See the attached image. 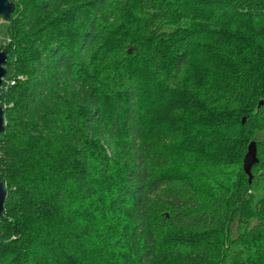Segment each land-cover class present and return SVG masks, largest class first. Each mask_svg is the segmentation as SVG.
<instances>
[{"label":"trees","instance_id":"16d2710c","mask_svg":"<svg viewBox=\"0 0 264 264\" xmlns=\"http://www.w3.org/2000/svg\"><path fill=\"white\" fill-rule=\"evenodd\" d=\"M13 1L0 264H264V0Z\"/></svg>","mask_w":264,"mask_h":264},{"label":"water","instance_id":"95a60500","mask_svg":"<svg viewBox=\"0 0 264 264\" xmlns=\"http://www.w3.org/2000/svg\"><path fill=\"white\" fill-rule=\"evenodd\" d=\"M16 4L13 0H0V18L6 21L11 19L12 14L15 12ZM8 58V49L4 48L0 50V87L2 86L3 79L7 74L6 62ZM6 128L5 111L4 107L0 102V133L4 132ZM259 163L258 150L256 141H251L248 145V151L244 158V170L249 176V181L253 180L252 168L255 164ZM8 189L1 177L0 171V217L5 212V202L7 197Z\"/></svg>","mask_w":264,"mask_h":264},{"label":"rangeland","instance_id":"374dc122","mask_svg":"<svg viewBox=\"0 0 264 264\" xmlns=\"http://www.w3.org/2000/svg\"><path fill=\"white\" fill-rule=\"evenodd\" d=\"M7 29H8L7 21L4 20L3 18H0V50L4 49L7 46V44L10 42ZM263 137H264L263 134H260L257 136L258 139H261ZM237 226H238L237 222H235L231 228L234 236H236ZM255 250L256 248H250L249 250H244L242 246L233 248L231 251V256H232L231 264H239L240 261L248 262L249 257L250 256L253 257L255 255L254 254ZM239 257L241 258L239 259ZM237 260H240V261H237Z\"/></svg>","mask_w":264,"mask_h":264}]
</instances>
